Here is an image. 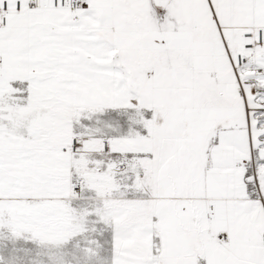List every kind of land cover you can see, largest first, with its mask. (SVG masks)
<instances>
[{
	"label": "snow or ice",
	"instance_id": "snow-or-ice-1",
	"mask_svg": "<svg viewBox=\"0 0 264 264\" xmlns=\"http://www.w3.org/2000/svg\"><path fill=\"white\" fill-rule=\"evenodd\" d=\"M0 264H264V0H0Z\"/></svg>",
	"mask_w": 264,
	"mask_h": 264
}]
</instances>
